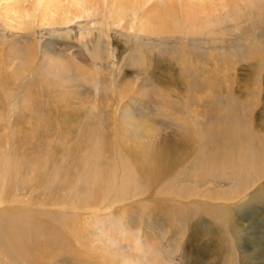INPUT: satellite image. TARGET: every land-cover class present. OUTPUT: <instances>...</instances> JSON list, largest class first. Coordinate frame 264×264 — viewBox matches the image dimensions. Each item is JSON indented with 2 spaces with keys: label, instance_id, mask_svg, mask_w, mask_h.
<instances>
[{
  "label": "rangeland",
  "instance_id": "obj_1",
  "mask_svg": "<svg viewBox=\"0 0 264 264\" xmlns=\"http://www.w3.org/2000/svg\"><path fill=\"white\" fill-rule=\"evenodd\" d=\"M149 3H0V264H264V0Z\"/></svg>",
  "mask_w": 264,
  "mask_h": 264
},
{
  "label": "bare ground",
  "instance_id": "obj_2",
  "mask_svg": "<svg viewBox=\"0 0 264 264\" xmlns=\"http://www.w3.org/2000/svg\"><path fill=\"white\" fill-rule=\"evenodd\" d=\"M6 1H9L11 3L12 0H0V3L6 2ZM92 1L93 0H32V2H30L31 4L29 3L28 5H24L23 0H15L14 6L12 4H9L8 6H6L7 10L5 9V12L8 15L6 17V20L7 21H15V19H18V20L25 19L26 20L27 17L29 18L31 16L33 17L37 16L41 24L48 25V26L60 24V25L65 26L73 20H78L80 18H83L84 15L86 16L89 13V11H91L92 9L91 8L93 6V4H91ZM151 1L152 0H118L119 4L116 7V11L121 10V7H120L121 2H127L129 4H132L133 6L139 5L140 6L139 8H142L143 6L147 5ZM156 1L157 0H153L154 3ZM168 1L169 0H167V2ZM170 1H169L170 3H167L166 0H163V4H162L163 6L161 8L159 6L157 7V5L155 6L153 3V7L148 9L147 13L141 19L140 26L138 27L139 30L144 29L146 32H151L153 28L148 23L149 19L156 16L157 18L165 19L166 21L167 20L166 17H169L170 13H172L176 9V7L179 8V10H181L182 14L186 15L183 17L184 21H188V20L190 21V20H193V19H196L202 16L203 14L204 15L207 13L211 14V12H215L216 9L219 7L222 9H225L227 6H231V4L235 3L237 0H170ZM25 3H27L26 0H25ZM21 4H23L24 6L23 5L21 6ZM153 10H156L155 14H152V13L149 14V12ZM190 25H193V24H190ZM16 164L17 162L15 163V165ZM255 173L257 175L260 174L258 169L255 171ZM126 184L128 186L130 183H126ZM124 195L121 196V198H119L118 200L119 201L120 199L122 200ZM8 226L10 227V229H7V230L10 231L9 233H12V235L9 236V239L11 241L13 235H15L14 234L15 231L14 230L12 231L13 227L9 225V223H8ZM15 236L18 237V235H15ZM11 243L13 247H20L22 245V243H17L16 241H11Z\"/></svg>",
  "mask_w": 264,
  "mask_h": 264
}]
</instances>
